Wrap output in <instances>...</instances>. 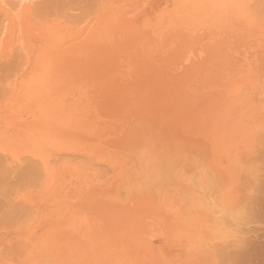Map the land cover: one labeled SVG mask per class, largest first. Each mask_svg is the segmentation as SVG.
Segmentation results:
<instances>
[{"label":"bare ground","instance_id":"obj_1","mask_svg":"<svg viewBox=\"0 0 264 264\" xmlns=\"http://www.w3.org/2000/svg\"><path fill=\"white\" fill-rule=\"evenodd\" d=\"M146 1L105 0L88 16L62 12L69 19L61 14L43 22L32 34L38 44L24 46L27 60L0 106V150L14 163L30 156L43 168L39 201L51 207L43 216L51 227L38 248L54 259H173L182 249L163 238L145 240L150 229L179 227L154 194H120L125 152L144 141L143 129L158 124L161 135L183 132L201 155L222 159L264 124V19L253 13L254 0ZM5 18L0 47L6 51L10 43H26L27 15L20 22ZM87 162L115 174L95 180Z\"/></svg>","mask_w":264,"mask_h":264},{"label":"clouds","instance_id":"obj_2","mask_svg":"<svg viewBox=\"0 0 264 264\" xmlns=\"http://www.w3.org/2000/svg\"><path fill=\"white\" fill-rule=\"evenodd\" d=\"M262 133L264 124L254 126L222 159L195 151L164 152L147 137L125 152L120 194H154L163 215L179 225L172 231L150 229L145 236L149 244L163 238L182 249V255L165 258L162 264H220L217 245L243 246L248 236L244 229L251 227L250 199L264 179V161L253 159ZM244 176L251 181L248 199H242Z\"/></svg>","mask_w":264,"mask_h":264},{"label":"rangeland","instance_id":"obj_3","mask_svg":"<svg viewBox=\"0 0 264 264\" xmlns=\"http://www.w3.org/2000/svg\"><path fill=\"white\" fill-rule=\"evenodd\" d=\"M99 1L100 0H0V31L3 27L2 25L5 24L3 20L6 22L5 17H13L15 22L18 20L20 22L22 21L21 17L23 16L24 11L27 15V18L25 19V27H27L26 43H10L6 51L2 50L0 47V106L8 96L11 83L14 81L17 72L21 70L27 60V55H25L26 50L23 49L24 46L26 48L35 47L40 40L38 34L32 35L34 30L43 26L45 24L43 22L48 19L50 20L53 16L59 17L62 14L65 16L64 18H66V14L68 13L69 16L76 15L79 18L82 16H88L105 0ZM127 1L142 2L143 0ZM147 1L149 2V0ZM153 1L152 4H157ZM156 1L158 2V0ZM256 2L258 4H256ZM256 2L255 0L253 1L252 5H254V8L251 6L252 9H254L253 13H258L259 15L255 14V16L264 19V0H257ZM155 8L156 6L149 8L148 13L150 12L151 14L152 11L150 9ZM258 8H260L262 16H260ZM256 9H258V11H256ZM62 12L66 14H63ZM83 14L87 15L84 16ZM18 15L21 17L19 18ZM62 15L60 17H63ZM73 19L76 20V18H71V20ZM20 43L23 47L20 46ZM144 130L146 129H143L140 138L138 137L139 140H145L146 135L153 132V142L157 148H161H159V150L168 152L166 149L168 147H163L162 144V146L160 145L161 142L159 141V138L162 136L167 144L171 146L178 144V149L175 150L187 151L192 149V151L197 150L196 152H198V146H196V143H189L188 140L183 139V135L186 136L185 134H182L183 132H178L176 135L177 131L167 129L169 132L162 133L161 135L159 133L160 129L158 124L151 127V129L146 132L147 134ZM258 142L259 145H256V153L253 159L264 161V137H262L261 140L258 138L257 143ZM190 144L192 146L195 145L196 148L192 147ZM186 146H189L188 149L185 148ZM207 147L209 146L207 145ZM203 156H206L207 158L209 157L208 153ZM66 159L69 160L70 157ZM66 159L64 158V160ZM88 163L89 162L84 165H88L89 168V166L91 167L92 165ZM91 168H94L93 170L91 169L93 176L94 172H96V176L94 177L97 178H94L95 180L107 181L110 177L106 178L104 175L112 176L111 174H115L114 170L112 171L110 169L108 173L107 171L104 172L108 169L104 165L96 164V166ZM104 168L105 170L102 171ZM97 173L99 176H97ZM42 181L43 168L40 162L38 163L37 160L30 156H23L20 162L14 163L11 161L9 154L0 150V264H62V262L64 263L66 260L67 261L64 264L75 263L68 259H62L61 257L60 260H57L54 256V259L48 254L49 250L46 251L43 249V251H41V249L38 248L42 234L47 232L51 227V223L50 225L46 224L47 222L43 217L48 211H50L51 207L49 208V206L41 205L39 201ZM250 184L251 181L247 176L241 178L242 199H248L247 189ZM250 210L252 213L251 227L244 229V231L248 233V236L244 241L243 246L237 248L232 244L217 245V255L220 259V264H264V179H261L256 185L255 195L250 199ZM46 225L49 227L47 228V231L45 229L47 227ZM153 230L156 231L159 230V228H154ZM173 249L176 248L169 249L170 251L172 250L171 253L167 250L169 252L168 255H172L175 251Z\"/></svg>","mask_w":264,"mask_h":264}]
</instances>
